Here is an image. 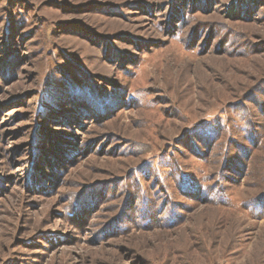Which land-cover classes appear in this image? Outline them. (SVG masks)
<instances>
[{"label":"rangeland","instance_id":"rangeland-1","mask_svg":"<svg viewBox=\"0 0 264 264\" xmlns=\"http://www.w3.org/2000/svg\"><path fill=\"white\" fill-rule=\"evenodd\" d=\"M0 264H264V0H0Z\"/></svg>","mask_w":264,"mask_h":264}]
</instances>
